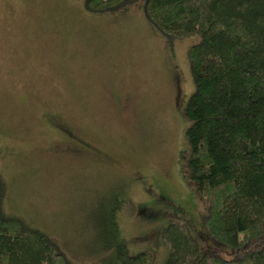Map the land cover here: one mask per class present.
Masks as SVG:
<instances>
[{
  "label": "rangeland",
  "instance_id": "rangeland-1",
  "mask_svg": "<svg viewBox=\"0 0 264 264\" xmlns=\"http://www.w3.org/2000/svg\"><path fill=\"white\" fill-rule=\"evenodd\" d=\"M137 1L93 13L83 0H0L6 209L76 264H109L105 205L120 187L121 234L133 252L151 245L161 256L165 245L139 205L161 192V201H189L193 190L184 110L197 38L163 34Z\"/></svg>",
  "mask_w": 264,
  "mask_h": 264
},
{
  "label": "trees",
  "instance_id": "trees-1",
  "mask_svg": "<svg viewBox=\"0 0 264 264\" xmlns=\"http://www.w3.org/2000/svg\"><path fill=\"white\" fill-rule=\"evenodd\" d=\"M136 1L83 4L103 13ZM143 1L137 2L163 34L197 38L187 51L194 90L184 110L183 166L193 190L189 201H161V192L139 205L165 245L163 256L156 246L130 249L116 220L124 186L111 193L104 261L264 264V0ZM7 191L0 169V264H76L48 233L6 209Z\"/></svg>",
  "mask_w": 264,
  "mask_h": 264
}]
</instances>
